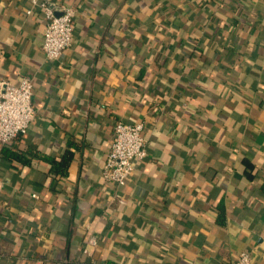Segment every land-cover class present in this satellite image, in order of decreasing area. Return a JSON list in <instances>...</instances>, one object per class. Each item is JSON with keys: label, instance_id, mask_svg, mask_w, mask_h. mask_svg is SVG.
I'll list each match as a JSON object with an SVG mask.
<instances>
[{"label": "crops", "instance_id": "crops-1", "mask_svg": "<svg viewBox=\"0 0 264 264\" xmlns=\"http://www.w3.org/2000/svg\"><path fill=\"white\" fill-rule=\"evenodd\" d=\"M48 1L75 10L57 61L41 8L0 0V81L36 110L0 145V264H264V0ZM118 121L148 140L123 187Z\"/></svg>", "mask_w": 264, "mask_h": 264}, {"label": "built area", "instance_id": "built-area-1", "mask_svg": "<svg viewBox=\"0 0 264 264\" xmlns=\"http://www.w3.org/2000/svg\"><path fill=\"white\" fill-rule=\"evenodd\" d=\"M33 6L41 8L47 22L42 50L49 61H57L73 44L75 10L57 6L45 0H32ZM31 14V11H29ZM33 105V78L22 76L18 82L0 81V145L14 142L28 132L35 117ZM114 141L103 169V179L123 187L135 174L137 165L148 156V140L144 136V124L118 121L114 128ZM122 205L125 198L115 195ZM94 235L87 245L96 247ZM90 254L89 249L84 250ZM232 264H256L250 252H242Z\"/></svg>", "mask_w": 264, "mask_h": 264}]
</instances>
